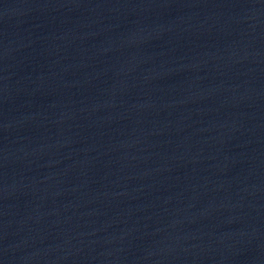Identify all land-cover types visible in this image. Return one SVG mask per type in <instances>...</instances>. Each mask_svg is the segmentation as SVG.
<instances>
[{
    "label": "water",
    "instance_id": "1",
    "mask_svg": "<svg viewBox=\"0 0 264 264\" xmlns=\"http://www.w3.org/2000/svg\"><path fill=\"white\" fill-rule=\"evenodd\" d=\"M0 264H264V0H0Z\"/></svg>",
    "mask_w": 264,
    "mask_h": 264
}]
</instances>
